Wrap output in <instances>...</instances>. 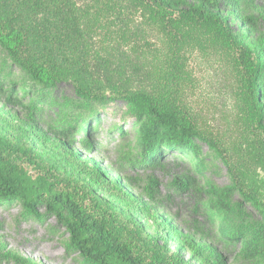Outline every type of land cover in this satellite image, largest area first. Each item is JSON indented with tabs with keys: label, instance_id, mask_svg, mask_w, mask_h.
I'll use <instances>...</instances> for the list:
<instances>
[{
	"label": "rangeland",
	"instance_id": "374dc122",
	"mask_svg": "<svg viewBox=\"0 0 264 264\" xmlns=\"http://www.w3.org/2000/svg\"><path fill=\"white\" fill-rule=\"evenodd\" d=\"M75 1L85 11L94 47L118 57L127 52L132 59L125 62L127 67L136 61L143 65L140 74L147 80L143 78V86L137 90L151 88L160 97L174 99L221 154L207 142L195 140L204 161L199 186L176 188L173 184L177 178L195 175L193 165L175 154L164 155L156 163H142L138 145L141 120L131 107L122 101L111 103L98 113L91 132L73 131L70 128H76L75 122L64 116L68 104L77 100L73 85L62 82L42 96V91L34 89L29 78L11 63L2 46L4 88L7 91L8 85L13 86L14 97L21 99L23 106L0 102V132L19 144L32 146L56 175L66 173L76 182L100 186L98 195L128 222L190 264H200L192 258L193 244L215 252L226 264H262L246 260L240 246L222 238L224 225L241 229L244 221L210 216V199L203 190L208 185L221 189L231 186L229 169L218 155L238 163L244 151L243 135L250 129V109L242 101L233 57L217 42L198 33L175 38L174 30L161 27L155 14L149 15L133 0ZM167 1L172 6L178 4L181 10L189 5L188 0ZM236 4L233 10L226 0L221 3L233 33L247 42L261 43L264 49V0H236ZM165 61L176 66L163 69L161 63ZM178 64L179 73L173 71ZM69 117L73 118L71 114ZM60 131L66 136L58 134ZM259 174L264 179V170ZM125 178L132 180L130 186ZM242 208L251 212L250 206ZM39 215H28L17 204L0 203V264H16L8 254L29 264H91L70 248L63 222L46 208H40ZM168 228L181 239L167 234Z\"/></svg>",
	"mask_w": 264,
	"mask_h": 264
},
{
	"label": "trees",
	"instance_id": "16d2710c",
	"mask_svg": "<svg viewBox=\"0 0 264 264\" xmlns=\"http://www.w3.org/2000/svg\"><path fill=\"white\" fill-rule=\"evenodd\" d=\"M188 1L184 10L167 0L133 3L149 15L155 14L161 27L175 31V38L198 33L217 42L233 57L242 101L250 109V129L243 135L244 151L238 163L218 155L229 169L231 186L221 189L208 185L203 190L210 199V216L244 221L241 229L224 225L222 238L240 246L246 260L264 264V179L259 174L264 170V49L259 42L235 36L221 11L223 0ZM226 1L236 9V0ZM84 12L75 0H0V46L11 63L29 78L33 88L42 91V96L62 82L73 85L77 100L68 104L64 114L75 122L76 128H70L73 131L91 132L99 112L117 101L127 104L141 120L138 145L142 163H156L164 155L175 154L193 165L195 175L185 174L173 186L196 188L204 161L195 140L207 142L216 154L220 150L174 99L160 97L151 88L137 90L143 86L142 79L147 80L140 74L143 65L136 61L127 67L125 62L132 61L127 52L118 57L94 47ZM168 36L173 40L172 33ZM180 65L173 71L179 73ZM161 66L166 69L176 65L165 61ZM2 72L0 102L23 106L22 100L14 97L13 86L8 85L7 91L4 88ZM82 118L86 120L81 121ZM58 134L66 136L61 131ZM45 161L32 146L19 144L0 132V203L17 204L35 217H40V208H46L64 223L70 248L91 264H190L146 235L144 229L128 222L98 195L100 186L76 182L66 173L56 175ZM125 181L130 186L132 180ZM236 197L239 200L235 201ZM243 206H250L251 212H245ZM167 234L181 239L171 228ZM190 250L193 260L200 264H226L215 252L195 244ZM8 257L16 264H29L17 255Z\"/></svg>",
	"mask_w": 264,
	"mask_h": 264
}]
</instances>
